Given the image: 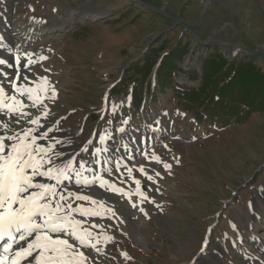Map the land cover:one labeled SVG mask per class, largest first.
Returning a JSON list of instances; mask_svg holds the SVG:
<instances>
[{"label": "rangeland", "instance_id": "obj_1", "mask_svg": "<svg viewBox=\"0 0 264 264\" xmlns=\"http://www.w3.org/2000/svg\"><path fill=\"white\" fill-rule=\"evenodd\" d=\"M76 11L81 18L70 15ZM42 25L46 35L22 52L47 57L35 69L57 90L55 100H44L48 119L60 121L57 138L79 145L105 129L114 136L112 130L124 128L146 145L147 121H160L164 134L150 152L159 163L144 157L132 165L153 201L133 196L147 216H134L131 203L105 193L112 198L107 204L124 211L123 223L92 218L103 225L94 229L102 249L97 264H264V113L223 122L209 118L204 105L191 109L173 96L199 84L191 71L200 76L204 57L216 50L229 64L249 59L264 72V0H0V33L19 36ZM181 44L185 50L173 67L181 70L159 85L156 64ZM152 48L156 55L146 60ZM144 61L153 65L147 76L130 71ZM141 164L154 182L138 171ZM126 176L113 180L134 192ZM104 235L113 239L105 242Z\"/></svg>", "mask_w": 264, "mask_h": 264}, {"label": "snow or ice", "instance_id": "obj_2", "mask_svg": "<svg viewBox=\"0 0 264 264\" xmlns=\"http://www.w3.org/2000/svg\"><path fill=\"white\" fill-rule=\"evenodd\" d=\"M0 49L6 51V55H0V264H97L95 254L102 253V249L98 246L99 233L94 229L103 225L92 218H116L123 223L124 216L122 208L107 204L111 197L106 198L105 193L128 198L133 208L137 204L132 196H139L141 203L149 200L147 186L142 189L141 180L133 176V168L123 162L135 157L110 156L105 162L93 161L111 163L107 169L109 177L126 169V179L133 180L134 192L118 187L103 174L96 175V169H89L88 162L81 159L93 142L74 145L71 137L57 138L60 121L48 119L50 109L44 100H55L57 90L35 69L47 57L33 60V54L28 52L22 56L19 45L15 49L6 47L3 37ZM21 80L25 83H19ZM112 111H117L116 105ZM118 131L124 133L125 129ZM112 138L107 129L99 134L101 144ZM120 148L127 150L126 146L117 145L118 151ZM107 151L110 149L96 147L93 155ZM139 152L146 160H161L155 153L149 157L143 149ZM163 167L168 170L171 165L164 163ZM87 171L93 173L91 179L85 176ZM138 171L147 181L154 182L144 165H139ZM139 210L144 212L143 208ZM103 239L108 242L113 237L104 235ZM123 255L129 258L126 253Z\"/></svg>", "mask_w": 264, "mask_h": 264}, {"label": "trees", "instance_id": "obj_3", "mask_svg": "<svg viewBox=\"0 0 264 264\" xmlns=\"http://www.w3.org/2000/svg\"><path fill=\"white\" fill-rule=\"evenodd\" d=\"M184 50L185 46L181 44L176 45L170 52L162 54L163 58L156 68L159 85L165 78L172 79L170 75L174 73V70H181V68L173 67L176 65V57L182 55ZM156 51V48H152L147 53L146 60L156 55ZM227 59L217 50L208 53L203 59L200 76L197 72L191 71L193 82L196 81L199 84L185 90L175 89L173 96L184 99L185 105L191 109L204 105L203 107H207L209 118L217 120L220 118L223 122H227L228 119L240 121L253 112L264 113V72L262 69L249 59H232L230 64ZM146 65L148 63L144 61L141 66ZM141 66L136 63L130 71L135 72L136 70L139 74L147 76L153 65L149 64L144 73L138 69ZM126 78H129V75L122 80ZM209 100H211L210 104Z\"/></svg>", "mask_w": 264, "mask_h": 264}, {"label": "bare ground", "instance_id": "obj_4", "mask_svg": "<svg viewBox=\"0 0 264 264\" xmlns=\"http://www.w3.org/2000/svg\"><path fill=\"white\" fill-rule=\"evenodd\" d=\"M70 15H74V16H77V17H79V18H81L82 17V13L80 12V11H76V12H71L70 13ZM56 24V23H55ZM64 26V25H63ZM61 27V26H60ZM51 29V28H50ZM35 32H38V31H35ZM14 36V39H15V43L14 44H10V42L9 43H7V42H5L4 40V43H5V46L6 47H13L14 49H15V47L17 46V45H19V47H20V49L26 44V43H30V42H32V41H34V39H35V37H36V34L33 32V31H25V33L22 35V34H20L19 36H17V35H13ZM0 37H1V35H0ZM23 53V52H22ZM41 75V74H40ZM41 76H45V75H41ZM157 124V123H156ZM155 133H157V130H158V126H155ZM112 199V198H111ZM111 199H108L107 200V202H110V201H112ZM133 201H136L134 198H131ZM140 200V199H139ZM112 205H114V204H112ZM115 206H117L118 207V205H115ZM120 207V206H119ZM140 208H143L142 207V205H140V202L139 203H137V207L136 208H133V209H136V210H132V211H134L133 213H134V216H136V214H138V216H139V214L141 213L142 214V212L139 210ZM129 210V209H128ZM145 211V210H144ZM128 212H131V210H129ZM140 217H142L141 215H140ZM122 219H124V217H122ZM143 219L144 218H141V221H143ZM134 239L136 240V242L138 241V242H140L141 244H143L144 246H145V242H146V239L142 236V235H139V234H137L135 237H134Z\"/></svg>", "mask_w": 264, "mask_h": 264}]
</instances>
